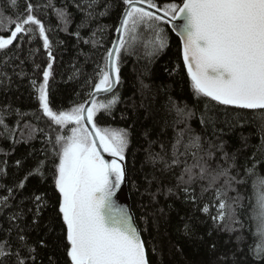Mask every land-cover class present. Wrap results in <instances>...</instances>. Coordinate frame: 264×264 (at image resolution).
<instances>
[{
    "label": "trees",
    "instance_id": "obj_1",
    "mask_svg": "<svg viewBox=\"0 0 264 264\" xmlns=\"http://www.w3.org/2000/svg\"><path fill=\"white\" fill-rule=\"evenodd\" d=\"M173 2L182 0H156L161 7ZM29 3L36 6L34 14L45 25L50 41V107L69 111L85 105L102 70L108 71L107 52L113 47L126 5L123 0H97L89 17L85 12L89 0H16V6L0 0V13L15 20L18 14H26ZM56 9L67 11V25ZM158 24L167 34V46L150 54L149 42L155 33L142 26L139 41L121 49L117 88L96 99L107 102L117 96L118 102L110 112L101 110L95 117L102 129L128 133L124 159L128 192L149 264H261L249 251L254 243L249 218L253 177L245 169L255 165L264 176V110L238 109L197 95L184 66L180 40L167 23ZM32 28L0 49V115L12 130L10 134L0 125V244L11 253L0 258V264H19L20 260L70 264L54 184L59 148L54 149L53 142L57 134L71 135L74 125L61 128L43 115L37 88L43 83L49 57L36 26ZM11 30L14 24L5 20L0 37L9 38ZM122 39L128 40V35L124 33ZM178 110L182 111L178 114ZM195 137L201 145L197 158H204L201 163L209 172L232 166L230 174L245 181H233L235 191H228L225 198L229 204L232 198H241L234 205L240 223L232 225L233 231L213 221L219 201L215 188L204 190L207 180L187 184L179 179L185 161L188 166L195 162L191 154L182 155ZM178 138L181 162L177 165L172 161ZM223 181L222 177L216 187H222Z\"/></svg>",
    "mask_w": 264,
    "mask_h": 264
},
{
    "label": "snow or ice",
    "instance_id": "obj_2",
    "mask_svg": "<svg viewBox=\"0 0 264 264\" xmlns=\"http://www.w3.org/2000/svg\"><path fill=\"white\" fill-rule=\"evenodd\" d=\"M10 3L16 6V0H10ZM123 3L126 8L117 31L126 33L128 40L121 39L108 50L106 64L109 70H102L99 83L94 85L96 93L101 90L110 93L119 83L117 61L121 49L133 45L142 26L155 33L154 39L149 42L150 54L158 53L167 46V34L158 24L163 21L172 24V30L181 40L184 66L197 95L238 109L264 110V0H182L181 3H165L162 7L156 0H123ZM96 4L97 0H89L85 8L87 16H93L92 9ZM140 5L163 12V16ZM35 7L29 3L26 14H18L15 20L0 13V25L5 20L14 24L9 38L0 37V49L11 45L19 33L32 32V26H36L49 57L47 69L43 71V83L37 88L40 108L44 116L61 128L74 125L70 129L71 135L57 134L54 142L50 141L54 149L59 148L55 152L59 162L54 166V184L60 197L58 210L66 226V251L70 264H149L145 243L132 216L127 210L116 209L113 200L126 179L125 168L118 161L125 159L128 133L123 129H102L95 120L101 110L110 112L118 97L97 102L95 93H90L93 97L91 107L78 104L69 111H57L50 107L47 86L53 57L45 25L34 14ZM56 12L63 24L70 22L66 10L56 9ZM32 83L36 86L35 80ZM181 111L178 110V114ZM0 125L12 134L2 115ZM87 125H91V130ZM181 138L173 145L172 163L177 165L181 162L177 155ZM199 141L200 138L195 137L185 145L182 155L191 154L195 162L188 166L185 161L179 179L187 184L197 179L207 180L204 190L215 188L219 201L213 221L223 223L226 230L233 231L232 225L240 223L235 219L234 205L238 206L241 198H232V204L225 198L228 191H235L233 181L237 184L245 181L237 180L230 174L232 166L209 172L208 166L201 163L204 158H197L201 147ZM101 149L113 159L106 160ZM255 168L253 165L245 169L246 175L253 177L249 218L254 229V243L249 251L255 260L264 264V176L258 174ZM39 171L37 167L36 172ZM222 177L223 186L218 188L216 186ZM23 186V183L19 185ZM35 199L39 201L41 197L37 195ZM204 211H208L207 206ZM10 254L0 244V258ZM19 264H24V261L20 260Z\"/></svg>",
    "mask_w": 264,
    "mask_h": 264
},
{
    "label": "water",
    "instance_id": "obj_3",
    "mask_svg": "<svg viewBox=\"0 0 264 264\" xmlns=\"http://www.w3.org/2000/svg\"><path fill=\"white\" fill-rule=\"evenodd\" d=\"M140 6L141 7H145L146 10L153 11L157 15L163 16V12H156L155 9H147V6L146 5H140ZM123 15H124V13H123ZM123 15L121 17V20L123 18ZM165 19H167V18H165ZM121 20H120V23H119L118 28L120 27ZM167 24L170 27L171 31L174 33V35L176 37H178V39L180 40L179 36L172 30V24L171 23H167ZM123 34H124L123 31H121V32H118L117 31L116 32V35H115L114 43H117L118 41H120L123 38ZM180 43H181V40H180ZM181 53H182V44H181ZM108 70H109V68H108ZM114 76H115V73H113V77ZM117 85L118 84L115 85V87L111 90L110 93H104L103 90H101L99 93H96V90H95L93 92V93H95V99H98V98H101V97H106V96L112 94L115 91V89L117 88ZM92 98L93 97H90V99L85 104V107L86 108L87 107H91V99ZM87 127L89 128V130H91V125H87ZM97 143H98V141H97ZM101 153H102V155L104 156V158L106 160H109L110 161L111 159H113V157L109 156L107 153H104L102 149H101ZM118 162L119 163H122L123 166H124V168H125L126 179H125V182L122 183L121 186H120V188L117 190L116 195L113 197V200L115 202V207H116V209H124V210H127L128 211V213L132 216L133 221H134V224L138 228V230L140 232V236L142 238V234H141L140 228H139V226L137 224L135 215H134V213L132 211V207H131V201H130L129 192H128L127 171H126L125 160L118 161ZM142 240H143V238H142ZM145 249H146V247H145ZM146 253H147V250H146ZM147 258H148V255H147Z\"/></svg>",
    "mask_w": 264,
    "mask_h": 264
},
{
    "label": "rangeland",
    "instance_id": "obj_4",
    "mask_svg": "<svg viewBox=\"0 0 264 264\" xmlns=\"http://www.w3.org/2000/svg\"><path fill=\"white\" fill-rule=\"evenodd\" d=\"M138 36H140V33L139 32L136 34V40H135V42H138L139 41V40H137Z\"/></svg>",
    "mask_w": 264,
    "mask_h": 264
}]
</instances>
